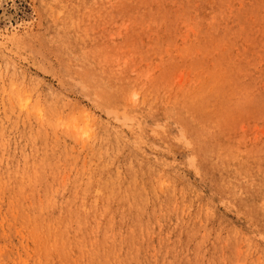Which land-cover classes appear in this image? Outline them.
<instances>
[{
  "label": "rangeland",
  "instance_id": "1",
  "mask_svg": "<svg viewBox=\"0 0 264 264\" xmlns=\"http://www.w3.org/2000/svg\"><path fill=\"white\" fill-rule=\"evenodd\" d=\"M0 264H264V0H0Z\"/></svg>",
  "mask_w": 264,
  "mask_h": 264
},
{
  "label": "bare ground",
  "instance_id": "2",
  "mask_svg": "<svg viewBox=\"0 0 264 264\" xmlns=\"http://www.w3.org/2000/svg\"><path fill=\"white\" fill-rule=\"evenodd\" d=\"M95 176V175H94ZM136 190V189H135ZM79 194V193H78ZM36 219V218H35ZM72 222V221H71ZM39 225V224H38ZM40 227V226H39ZM61 230V229H60ZM65 231V230H64ZM6 232V231H5ZM57 232V230H56ZM60 233V232H59ZM91 235V234H90ZM64 236V235H63ZM85 236V235H84ZM8 237V236H7ZM52 238V237H51ZM123 242V241H122ZM33 247V246H32ZM41 248V247H40ZM88 253V252H87ZM116 255V254H115Z\"/></svg>",
  "mask_w": 264,
  "mask_h": 264
}]
</instances>
